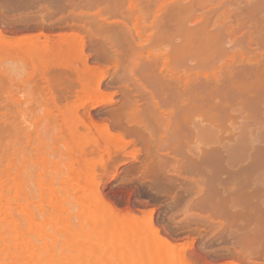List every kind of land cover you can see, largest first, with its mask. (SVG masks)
Instances as JSON below:
<instances>
[{"label":"rangeland","instance_id":"obj_1","mask_svg":"<svg viewBox=\"0 0 264 264\" xmlns=\"http://www.w3.org/2000/svg\"><path fill=\"white\" fill-rule=\"evenodd\" d=\"M88 175L155 260L264 264V0H0V187L78 223Z\"/></svg>","mask_w":264,"mask_h":264},{"label":"bare ground","instance_id":"obj_2","mask_svg":"<svg viewBox=\"0 0 264 264\" xmlns=\"http://www.w3.org/2000/svg\"><path fill=\"white\" fill-rule=\"evenodd\" d=\"M18 179V177L14 178L10 196L9 190L0 187V199L5 201L0 203V217L3 219V223H0V264L182 263V259L177 257L169 247L163 257L159 256V261L155 260L158 256L152 255L153 237L158 240L159 250L162 249L161 244L164 241L157 233L148 235V228L142 232L141 229L144 226L139 222L135 223L131 229L126 228L125 225L130 223L129 218L118 219L114 210L100 198L92 176H86L82 185L77 188L76 199L80 209L78 223L71 221L69 208L71 204L68 206L66 198L54 192L49 200L56 215L49 219L38 220L36 218L38 211L35 216L28 209L27 200L25 204L20 203L24 191ZM13 203H15L14 206ZM13 207L19 214L17 218L11 215ZM101 210H105V214H99ZM89 215H91L90 219ZM90 231L94 232L93 236L96 237L93 240L89 237ZM59 236L61 240H58ZM35 239L41 241L40 246L36 245ZM58 243L60 247L56 250Z\"/></svg>","mask_w":264,"mask_h":264}]
</instances>
